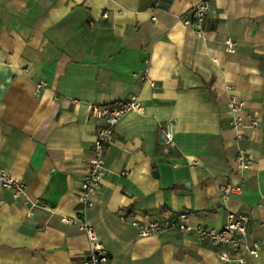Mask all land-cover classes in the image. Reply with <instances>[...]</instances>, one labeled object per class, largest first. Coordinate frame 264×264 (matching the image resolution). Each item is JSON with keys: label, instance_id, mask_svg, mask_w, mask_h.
Returning <instances> with one entry per match:
<instances>
[{"label": "crops", "instance_id": "1", "mask_svg": "<svg viewBox=\"0 0 264 264\" xmlns=\"http://www.w3.org/2000/svg\"><path fill=\"white\" fill-rule=\"evenodd\" d=\"M198 1L0 0V169L27 186L15 199L0 184V264L86 258L84 231L62 216L95 227L108 264H237L193 236L141 237L131 224L179 211L214 229L228 211L246 216L245 240L260 248L245 264H264V0H208L199 33L184 21ZM131 93L142 110L115 126L83 211L77 193L103 124L90 106ZM231 94L259 116L256 127L231 126ZM167 121L173 148L160 136ZM239 148L248 170L236 169ZM225 184L241 191L224 199ZM36 199L55 212L32 207L29 217Z\"/></svg>", "mask_w": 264, "mask_h": 264}, {"label": "built area", "instance_id": "2", "mask_svg": "<svg viewBox=\"0 0 264 264\" xmlns=\"http://www.w3.org/2000/svg\"><path fill=\"white\" fill-rule=\"evenodd\" d=\"M209 9V1L200 0L191 7L190 18H184V21L190 23L199 33L202 29V20L207 15ZM224 44L227 52L234 51L235 43L232 39L226 38ZM41 86V83L35 85V93L39 91ZM227 108L231 126L238 131L256 127L260 122L259 116L247 111L244 101L237 95L231 94L228 96ZM134 110L141 111L142 107L138 95L132 93L126 98L111 104H92L90 106L91 115L102 120L103 124H100L96 129L92 154L85 159L86 167L81 179L80 189L77 193V202L83 211L93 205V196L96 193L103 174L105 155L108 153L111 141L113 140L115 126L128 112ZM160 134L166 147L173 148L175 146L173 125L170 121L165 122L161 126ZM236 140H241L240 134ZM234 160L236 161V169L238 171L248 170L253 163L252 157L244 148L238 149ZM0 184L3 188L9 190L12 195L11 197L15 199L25 195L27 188L25 182L3 169H0ZM220 189L224 199H228L230 195L239 193L241 186L237 184H225ZM30 207L27 213L29 217L34 215L32 207H39L44 211L52 213L55 212L54 207L52 208V206L38 199L30 201ZM79 217H61L64 223L76 224L84 231L87 237L88 256L77 264H108L110 259L109 253L100 242L98 235H96L95 227L83 222ZM249 223L250 221L246 216L237 215L232 211L227 212L224 224L219 229L201 224H191L187 211H179L165 220L145 219L131 221V224L136 227L137 233L141 237L162 235L176 231L182 235L193 236L195 239L206 243L215 250L219 261H235L237 264H245L244 254L249 253L256 256L260 248L259 243H248L245 240Z\"/></svg>", "mask_w": 264, "mask_h": 264}]
</instances>
